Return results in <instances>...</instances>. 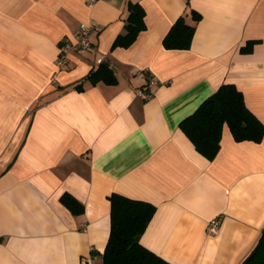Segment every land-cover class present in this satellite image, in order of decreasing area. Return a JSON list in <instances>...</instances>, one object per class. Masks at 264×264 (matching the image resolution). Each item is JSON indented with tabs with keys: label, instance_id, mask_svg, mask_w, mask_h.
Returning a JSON list of instances; mask_svg holds the SVG:
<instances>
[{
	"label": "crops",
	"instance_id": "0c3cea01",
	"mask_svg": "<svg viewBox=\"0 0 264 264\" xmlns=\"http://www.w3.org/2000/svg\"><path fill=\"white\" fill-rule=\"evenodd\" d=\"M130 3L146 29L114 48ZM183 16L192 46L166 49ZM82 24L101 31L58 69ZM103 61L116 85L85 80ZM223 84L264 124V0H0V264H104L113 193L157 208L141 243L171 264H242L264 231V138L225 126L209 160L181 129Z\"/></svg>",
	"mask_w": 264,
	"mask_h": 264
},
{
	"label": "trees",
	"instance_id": "16d2710c",
	"mask_svg": "<svg viewBox=\"0 0 264 264\" xmlns=\"http://www.w3.org/2000/svg\"><path fill=\"white\" fill-rule=\"evenodd\" d=\"M130 13L125 25V34L119 35L114 48H128L146 29V11L140 4L130 3ZM198 22L201 15L192 12ZM196 26L188 24L186 17H180L170 28L163 42L166 49L188 50L192 46ZM253 44V43H250ZM90 84L106 83L116 85V73L110 63L103 61L85 78ZM82 82L77 89H83ZM230 128L234 140L260 143L264 138V124L253 114L244 95L235 84H223L208 97L189 118L181 124L196 150L209 160L215 158L221 149L224 127ZM111 200L110 238L102 254L104 264H171L141 243L143 233L150 225L157 208L142 200H134L113 193ZM63 204L74 214H84V205L73 195L64 194ZM242 264H264V231L251 255Z\"/></svg>",
	"mask_w": 264,
	"mask_h": 264
},
{
	"label": "built area",
	"instance_id": "2783aa9c",
	"mask_svg": "<svg viewBox=\"0 0 264 264\" xmlns=\"http://www.w3.org/2000/svg\"><path fill=\"white\" fill-rule=\"evenodd\" d=\"M101 27L94 24H82L75 35L74 41H65L60 44L61 53L58 58V69H63L69 62V54L74 53H86L90 50L91 46V38L95 33H100ZM151 83L156 84L158 81L155 80L152 74L148 75ZM141 97L143 99H149L152 95L148 92L147 88H144L141 92ZM219 221L214 220L210 226L209 231L210 234H214L218 232ZM83 263L92 264V260L90 258L84 259Z\"/></svg>",
	"mask_w": 264,
	"mask_h": 264
}]
</instances>
